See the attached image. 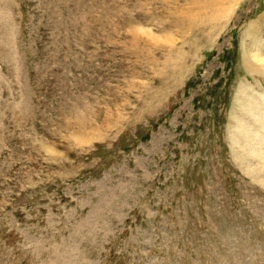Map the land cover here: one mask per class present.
Instances as JSON below:
<instances>
[{
    "label": "rangeland",
    "instance_id": "1",
    "mask_svg": "<svg viewBox=\"0 0 264 264\" xmlns=\"http://www.w3.org/2000/svg\"><path fill=\"white\" fill-rule=\"evenodd\" d=\"M0 264H264V0H0Z\"/></svg>",
    "mask_w": 264,
    "mask_h": 264
}]
</instances>
